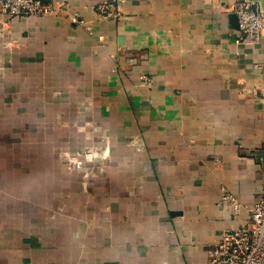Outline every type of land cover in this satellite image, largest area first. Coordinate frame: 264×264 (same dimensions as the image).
<instances>
[{"label":"crops","instance_id":"crops-1","mask_svg":"<svg viewBox=\"0 0 264 264\" xmlns=\"http://www.w3.org/2000/svg\"><path fill=\"white\" fill-rule=\"evenodd\" d=\"M54 1L51 14L0 21V135L19 119L44 136V168L101 139L102 186L70 194L68 226L0 217V264H207L264 196V36L241 33L243 0ZM246 1L264 19V0Z\"/></svg>","mask_w":264,"mask_h":264},{"label":"rangeland","instance_id":"rangeland-1","mask_svg":"<svg viewBox=\"0 0 264 264\" xmlns=\"http://www.w3.org/2000/svg\"><path fill=\"white\" fill-rule=\"evenodd\" d=\"M6 123L8 125V121L0 120V127L6 126ZM27 129L22 120H9V134L0 135V142H9V158H5L9 167H0V217L6 221L4 225L28 226L30 232H36L32 230L37 226H68L70 194L74 191H88L93 195L100 190L102 184L96 183L97 172L94 170L99 169L101 172V158L107 151L97 150L101 148V139L97 141L99 146L95 145V149L91 150L70 151L64 148L52 152L55 158L61 159V167L44 168L37 160L39 157L43 158V152L34 147L39 140L43 141L44 136L25 133ZM47 138L54 141V136ZM29 145L34 148H29ZM74 175L78 176L77 181ZM62 178H68L71 182H60ZM5 179L9 181L6 182ZM93 219L94 222H100L101 218L93 216ZM54 233L51 232L52 235Z\"/></svg>","mask_w":264,"mask_h":264},{"label":"built area","instance_id":"built-area-1","mask_svg":"<svg viewBox=\"0 0 264 264\" xmlns=\"http://www.w3.org/2000/svg\"><path fill=\"white\" fill-rule=\"evenodd\" d=\"M55 4L54 0H0V21L13 24L23 16L51 14L59 9ZM97 10L106 17L115 16L108 2L100 3ZM232 12L238 18L243 35L253 41L264 36L263 14L255 3L239 1ZM130 61L135 62L136 58L131 57ZM222 190L224 199L239 214L242 209L240 200L225 188ZM207 264H264V196L251 208L248 223L224 230L220 240L211 248Z\"/></svg>","mask_w":264,"mask_h":264},{"label":"water","instance_id":"water-1","mask_svg":"<svg viewBox=\"0 0 264 264\" xmlns=\"http://www.w3.org/2000/svg\"><path fill=\"white\" fill-rule=\"evenodd\" d=\"M45 1H47V0H45ZM234 17H236V15H235ZM236 18H237V17H236Z\"/></svg>","mask_w":264,"mask_h":264}]
</instances>
